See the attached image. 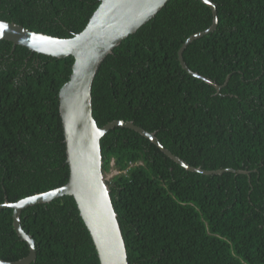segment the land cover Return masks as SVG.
Returning <instances> with one entry per match:
<instances>
[{
	"label": "trees",
	"instance_id": "trees-1",
	"mask_svg": "<svg viewBox=\"0 0 264 264\" xmlns=\"http://www.w3.org/2000/svg\"><path fill=\"white\" fill-rule=\"evenodd\" d=\"M169 0L115 47L93 83L100 127L133 121L189 165L249 174L191 172L138 132L115 127L102 138L103 170L126 241L129 264H264V0ZM101 0H0V19L70 38L82 32ZM75 58L36 53L0 40V204L68 183L70 167L59 92ZM0 210V259L29 255ZM36 242L31 264H101L72 196L23 210Z\"/></svg>",
	"mask_w": 264,
	"mask_h": 264
},
{
	"label": "water",
	"instance_id": "water-1",
	"mask_svg": "<svg viewBox=\"0 0 264 264\" xmlns=\"http://www.w3.org/2000/svg\"><path fill=\"white\" fill-rule=\"evenodd\" d=\"M169 0H101L85 29L70 38H60L34 32L20 24L0 19V40L13 42L36 53L66 58L73 56V72L59 92L60 115L64 129L67 163L70 178L67 184L25 197L18 202H4L0 210H14V228L29 246V255L18 261L0 259V264H31L37 259L36 242L22 227L24 209L37 204L51 203L64 196H72L80 215L94 241L101 264H129L126 241L115 210L111 188L103 170L102 138L115 127L132 129L151 140L169 158L191 172L222 175L225 172L249 174V171L226 168L206 170L189 165L167 149L155 133L136 125L133 121L114 120L104 127L98 125L93 110V83L100 65L130 35L153 19ZM213 14V23L205 31L186 40L178 52L182 67L192 76L213 85L211 79L192 71L183 53L194 40L214 32L219 18L217 5L211 0H200Z\"/></svg>",
	"mask_w": 264,
	"mask_h": 264
},
{
	"label": "rangeland",
	"instance_id": "rangeland-1",
	"mask_svg": "<svg viewBox=\"0 0 264 264\" xmlns=\"http://www.w3.org/2000/svg\"><path fill=\"white\" fill-rule=\"evenodd\" d=\"M119 173L121 172L115 167V162L112 161L110 169L105 172L106 181L109 183L112 180V178Z\"/></svg>",
	"mask_w": 264,
	"mask_h": 264
},
{
	"label": "bare ground",
	"instance_id": "bare-ground-1",
	"mask_svg": "<svg viewBox=\"0 0 264 264\" xmlns=\"http://www.w3.org/2000/svg\"><path fill=\"white\" fill-rule=\"evenodd\" d=\"M15 47V46H14ZM91 236V235H90Z\"/></svg>",
	"mask_w": 264,
	"mask_h": 264
},
{
	"label": "snow or ice",
	"instance_id": "snow-or-ice-1",
	"mask_svg": "<svg viewBox=\"0 0 264 264\" xmlns=\"http://www.w3.org/2000/svg\"><path fill=\"white\" fill-rule=\"evenodd\" d=\"M161 2H162V0H161Z\"/></svg>",
	"mask_w": 264,
	"mask_h": 264
}]
</instances>
